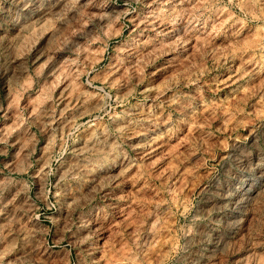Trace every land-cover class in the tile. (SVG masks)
I'll return each mask as SVG.
<instances>
[{
  "label": "rangeland",
  "instance_id": "rangeland-1",
  "mask_svg": "<svg viewBox=\"0 0 264 264\" xmlns=\"http://www.w3.org/2000/svg\"><path fill=\"white\" fill-rule=\"evenodd\" d=\"M0 264H264V0H0Z\"/></svg>",
  "mask_w": 264,
  "mask_h": 264
}]
</instances>
